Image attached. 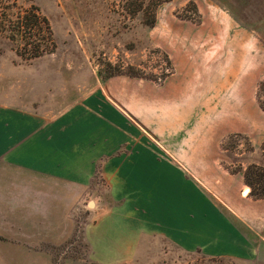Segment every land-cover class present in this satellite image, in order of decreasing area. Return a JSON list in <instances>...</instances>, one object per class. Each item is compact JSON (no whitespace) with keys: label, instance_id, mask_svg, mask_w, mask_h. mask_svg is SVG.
Here are the masks:
<instances>
[{"label":"crops","instance_id":"crops-1","mask_svg":"<svg viewBox=\"0 0 264 264\" xmlns=\"http://www.w3.org/2000/svg\"><path fill=\"white\" fill-rule=\"evenodd\" d=\"M168 36L161 47L173 72L162 83L98 80L51 120L0 105L8 236L45 249L61 242L66 213L89 198L97 264H153L169 253L264 264V198L251 197L242 173L264 167V114L254 81L239 78L235 38L246 36L218 24ZM232 135L249 140V155L231 160L223 144Z\"/></svg>","mask_w":264,"mask_h":264},{"label":"rangeland","instance_id":"rangeland-1","mask_svg":"<svg viewBox=\"0 0 264 264\" xmlns=\"http://www.w3.org/2000/svg\"><path fill=\"white\" fill-rule=\"evenodd\" d=\"M122 3L0 0V105L51 120L94 91L98 80L111 72L162 83L173 72L161 47L170 39L168 34L218 24L231 25L234 32L246 36L235 38L240 45L239 78L254 81L256 104L264 114V0H172L158 8L153 27L144 24L142 15L126 17ZM26 13L45 17L52 32L54 47L35 59H28L29 55L24 53L32 46L17 36L15 41L8 37L15 33L9 22ZM200 49L204 52L207 48ZM262 144L260 153L264 157ZM223 148L228 150L231 160L236 154L249 155L253 150L249 140L240 135L230 136ZM238 168L233 166L232 171ZM88 200L75 210L73 205L66 213L62 241L46 244V249L45 244L17 241L7 235L6 228H0V264H97L90 259L86 243V228L91 222ZM31 252L37 258H28ZM161 257L153 264H231L199 255L169 253L168 257Z\"/></svg>","mask_w":264,"mask_h":264},{"label":"trees","instance_id":"trees-1","mask_svg":"<svg viewBox=\"0 0 264 264\" xmlns=\"http://www.w3.org/2000/svg\"><path fill=\"white\" fill-rule=\"evenodd\" d=\"M122 11L126 17L134 18L142 15L143 22L148 27H153L156 22V12L158 8L172 0H121ZM9 24L14 30V34L9 35V39L15 41V36L19 37L26 45L32 46L24 53L28 54V59H35L53 48L52 32L48 20L36 13H26L18 17ZM43 42V46L42 43ZM45 44V45H44ZM47 50V51H46ZM110 68V67H109ZM122 74V73H121ZM117 73H109L103 79L111 78ZM136 77V76H134ZM241 172V171H236ZM244 182L251 189V197L254 199L264 198V169L260 166H248L243 172Z\"/></svg>","mask_w":264,"mask_h":264}]
</instances>
